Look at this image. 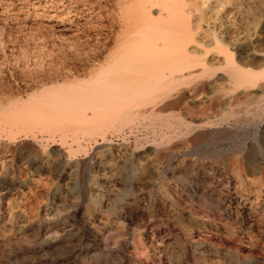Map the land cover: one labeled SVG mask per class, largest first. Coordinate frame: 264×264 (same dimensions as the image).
<instances>
[{
	"label": "bare ground",
	"instance_id": "1",
	"mask_svg": "<svg viewBox=\"0 0 264 264\" xmlns=\"http://www.w3.org/2000/svg\"><path fill=\"white\" fill-rule=\"evenodd\" d=\"M35 4L73 63L0 91V264H264V0Z\"/></svg>",
	"mask_w": 264,
	"mask_h": 264
},
{
	"label": "rangeland",
	"instance_id": "2",
	"mask_svg": "<svg viewBox=\"0 0 264 264\" xmlns=\"http://www.w3.org/2000/svg\"><path fill=\"white\" fill-rule=\"evenodd\" d=\"M11 2L14 3L12 4ZM45 10L36 4L34 5V0H29L25 4H20L19 0H0V13L3 15L0 19V91L12 88L16 92L21 91L23 93V89L20 87L22 86L21 76L23 72L28 75V80L36 83L39 78L41 80L47 77L46 73L48 72L51 73L64 68L69 69L72 66L70 63H73L74 49L72 45L75 35L70 32H59L60 26H57L55 21H50V15L48 14L50 12ZM78 36L80 37V35ZM31 74L32 76H30ZM44 75L46 76L44 77ZM113 141L116 145L121 144L118 138H114ZM234 150H236L235 146L229 143L222 148L203 146L198 149H190L188 158L202 159L206 167H210L211 164L222 167V159ZM87 204L88 201L84 202V205ZM121 218V212L116 213L115 220L118 221ZM94 223L96 227L99 225L98 222ZM159 225L158 230L162 231L164 225L161 223ZM105 235L107 236L104 232L99 233L101 243H99L100 245L92 243L91 250L103 247L104 241H106L104 239H107ZM167 239L165 234L160 233L157 241L163 245ZM213 240L214 242L218 241L216 244L220 248L233 251L238 247L244 256H250L252 253V249L247 244L241 246L235 242L220 240L216 237ZM132 251L131 248L127 249L125 254L129 257ZM135 256L145 264H154L143 250ZM160 264H164V262L160 260Z\"/></svg>",
	"mask_w": 264,
	"mask_h": 264
}]
</instances>
